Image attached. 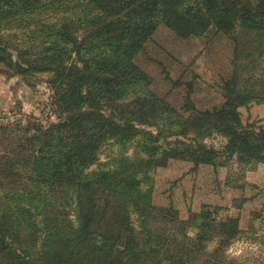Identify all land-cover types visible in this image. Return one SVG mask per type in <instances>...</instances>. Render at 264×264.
Instances as JSON below:
<instances>
[{"label": "trees", "instance_id": "obj_1", "mask_svg": "<svg viewBox=\"0 0 264 264\" xmlns=\"http://www.w3.org/2000/svg\"><path fill=\"white\" fill-rule=\"evenodd\" d=\"M160 27L234 43L221 106L198 108L191 83L179 111L151 91L136 60ZM13 52L28 72L49 74L58 119H0V264H224L239 221L210 206L184 221L156 206L154 173L171 161L217 166L221 154L264 163V129L240 115L264 103V0H0V67ZM99 135L164 146L98 162ZM214 135L223 151L206 145ZM42 158L60 171L42 176Z\"/></svg>", "mask_w": 264, "mask_h": 264}, {"label": "rangeland", "instance_id": "obj_2", "mask_svg": "<svg viewBox=\"0 0 264 264\" xmlns=\"http://www.w3.org/2000/svg\"><path fill=\"white\" fill-rule=\"evenodd\" d=\"M19 31L15 33L28 42L22 47L32 49V41L26 39L28 35ZM12 56L11 67H0V119L4 117L1 123L56 122L58 114L53 90L48 84L49 74L28 72V66L15 52ZM234 57L235 45L223 35L182 40L166 27H160L136 61L152 78L151 91L179 111L187 101L190 88L187 83L194 84L191 99L198 108L221 106L224 102L222 79L232 76ZM17 65L24 71H19ZM258 105L264 103H252L240 109L244 126L264 129V116L252 111ZM205 143L223 151L227 140L214 135ZM162 145H149L145 141L116 144L104 142L99 135L97 161L106 162L118 152L156 153ZM215 161L217 166L199 167L190 162L171 161L166 168L158 169L154 173L153 203L174 207L184 221L204 206L218 208L220 221L237 219L240 227L238 238L225 249L224 264H264V163L245 165L237 157L229 159L222 154ZM60 169L59 159H41L42 176H50ZM93 170L95 166L90 171L94 178L100 179V173Z\"/></svg>", "mask_w": 264, "mask_h": 264}, {"label": "crops", "instance_id": "obj_3", "mask_svg": "<svg viewBox=\"0 0 264 264\" xmlns=\"http://www.w3.org/2000/svg\"><path fill=\"white\" fill-rule=\"evenodd\" d=\"M251 108H253V107H251ZM255 110H256V112H257L258 114L264 116V105H258V106H255V107L252 109V111L255 112ZM256 112H255V113H256ZM263 123H264V121H263Z\"/></svg>", "mask_w": 264, "mask_h": 264}, {"label": "water", "instance_id": "obj_4", "mask_svg": "<svg viewBox=\"0 0 264 264\" xmlns=\"http://www.w3.org/2000/svg\"><path fill=\"white\" fill-rule=\"evenodd\" d=\"M17 69H18L19 71H24V69H23L22 67H20L19 65H17Z\"/></svg>", "mask_w": 264, "mask_h": 264}]
</instances>
